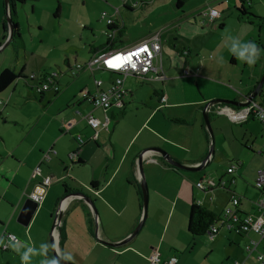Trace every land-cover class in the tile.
<instances>
[{"label":"crops","instance_id":"obj_1","mask_svg":"<svg viewBox=\"0 0 264 264\" xmlns=\"http://www.w3.org/2000/svg\"><path fill=\"white\" fill-rule=\"evenodd\" d=\"M123 1L124 4L129 5L126 0ZM206 1H208L211 8H215L220 12V17L211 18L208 15L205 16L210 19V28L215 29L219 21H221L220 30L221 32L224 31L225 23L227 22V16H224V14L233 15V12L229 13L227 10H230L231 2L234 3V6H237L236 0H227L226 4L223 0ZM139 3L142 6H149V2L143 0ZM23 4L15 3L12 11L18 24L17 30L20 38L22 35L20 23L22 19L19 8L22 9ZM238 7H235V10ZM133 9H137V7ZM133 9L129 8L128 12L116 9V12L121 17L120 22L115 20V18L106 17L105 13V19L115 21L114 25H110V28L116 30L113 31L115 34V46L108 50L126 46L123 45L124 39H121L123 36L118 33H120V30L125 29L126 31L128 29L122 18L123 16L126 18L130 17L129 13L134 11ZM3 11L5 14L4 2ZM4 16L6 20V15ZM194 22V25H196L197 20ZM238 23V28L245 29L243 35L239 34L240 40L242 42L254 41L256 36L254 26L250 27L241 24L240 21ZM160 28L162 27L152 25L144 33L130 35L128 46H133V44L145 40L153 33H159L161 37V66L165 74H163L165 76L163 80H148L147 82L152 83V85L140 89L135 83L129 81V77H135H126L124 83L128 95L123 99V105L121 107L113 106L108 110L95 108L87 100L77 97L84 90V87H80L77 93L67 95V91L54 99V102H62V107L58 111V114L61 115L60 119L55 122L56 129L60 126L59 130L63 133L58 135L55 129V134L49 135L48 131V150L53 147L56 150V155L52 156L50 163H48V175L46 172V176L52 177L53 182L48 187V194H46V198L43 201L47 204L46 208L43 207L42 203L39 212H37V208V213L35 212L28 226H23L17 221L23 204V198L20 196L22 192L25 194L27 189L31 192L37 182L28 179L22 172L25 167L30 168L29 173L34 172L36 166L40 164L42 153L46 151L44 148H47V146L37 143L39 148L30 147L25 154L20 152L19 147L10 148L6 151L4 159L11 157L15 161L16 166L12 173L7 172L4 177L5 189L0 196L3 200V202L2 200L0 201V243H2L0 244V264H29V259L31 258L33 259V264H36V261L44 262V259H51L49 257L50 247L48 250V246L52 227L49 229L51 223L49 219L52 220L53 224V219L57 215H54V212L60 206V202L57 201L58 199L59 201L62 200V198H59L61 188L57 187L60 183H62L63 188L66 184L69 190L72 188L85 192L87 196L91 195L90 197L93 199V204L98 214L96 224L92 217L91 205L84 199L81 200V198L71 196L66 202H63L64 210L61 212L63 222L61 230L58 232L56 250L61 257L71 264H103L102 260L98 262L91 260V256L95 252H98L101 258L108 252L113 255H128L127 258L129 257V259L132 256H137L138 261L144 260L149 263L148 261L155 251L159 254V264H164L173 259L175 260L174 264H181L189 249L191 247L193 249V239L185 236L188 233L189 209L187 202H181L180 205L179 202H164L162 209L163 220L153 226L155 223L153 217L157 206L156 202H152L151 188L155 192L158 189V185H160V189H166L164 195L170 196L172 191H175L174 186L179 175L183 172H189L174 168L159 151L154 150L145 153L142 158L144 179L146 184L148 183L147 188L149 186V212H147L148 214L146 213L148 216L146 215L140 231L127 244L119 247L106 246L101 243V240L118 242L125 239L135 230L142 219L143 197L140 190L141 177L138 156L148 148H159L166 152L171 159L183 165L198 166L201 164L207 157L210 147L209 136L203 118V110L206 103L217 99L238 100L241 95L248 97L257 86L264 71V57L262 52H260V58L254 65L249 66L246 62L238 60L230 52L228 46L231 44L230 38L229 42L222 41L224 37L221 36L216 44L206 43L205 39L219 32V30H216L211 34L207 29L206 33H204V49H211L214 51L215 56L206 58L203 65H199L198 60H196V62L190 63L191 66L186 65L184 68L188 71H193L194 74L198 72L202 75L195 80L198 86V94L195 89L187 87L189 82L194 79L181 76L178 72V63L174 61L165 63V55L171 53V48L169 43H163V38H168L173 36V34L171 35V32L168 31L163 36V32L168 29L163 28L160 30ZM7 29V32H4L3 28V41L6 36H11L8 26ZM118 35L120 36L119 38ZM199 35H201L200 30L197 36ZM257 45L259 46L258 43ZM174 48H177V45ZM183 54L189 58L193 54H195L196 58L200 55L196 47L193 49L184 48ZM184 62L187 63V61ZM68 66L70 70L73 68L70 63H68ZM91 72L94 81H101L99 87H97L96 83L95 85L94 83H84L87 85L85 87L86 90L92 94L99 90H106L115 77V75L104 70L98 69ZM97 73L101 75L97 77L98 79L95 78ZM232 88L238 90V92L235 93ZM221 105H223L222 107L220 106L221 108L227 107L229 112L237 109V107L232 105ZM89 113L100 122L101 126L99 128L94 129L87 123L85 116ZM220 116H225L230 122L225 120L228 124L235 123L232 131L233 133L235 132L234 137L240 142L243 150L240 151L238 147V151L229 157L230 165L227 170L236 165L233 173L229 174L226 171L228 175L232 176H226L227 179H224L220 175L217 177V173H214L211 177L214 184H216L217 180L218 182L221 180L225 188L217 189L213 186L209 191L203 190L204 193L210 192V200L207 194H204L205 196L197 195L198 200H200L197 203L221 215L224 207L229 205L232 195L237 194L242 196L241 211L245 215L256 217L258 211L255 201L260 196V191L255 188L254 184L258 170H264V157L262 155L264 143L263 125L252 116L242 122H234L230 120L228 115L215 113L211 117L209 116V120L211 126L214 124L212 129L214 128L216 132L221 131L220 124L214 123ZM107 118H109L108 128H104L103 124ZM76 135L83 138V145L78 144ZM37 141L38 139H35V142ZM214 149L215 151L210 161L203 165L200 170L192 171L198 172L195 179H199L204 174V169L210 163L215 160H225L223 157L217 158L218 152L216 151L215 138ZM75 157L77 161L72 164L71 159ZM231 161H235L236 164H232ZM69 163L71 167H69ZM39 166L42 167V164ZM42 173L44 172L42 171ZM68 180H70V184H68ZM231 188H234L235 191ZM176 191L178 194L179 189ZM161 199L163 200L165 197L161 196ZM193 202L196 201L192 199L191 205ZM45 211L49 216L48 222L39 221L40 213ZM147 218V222L150 221V225L147 226V228H150V232L152 226L155 228L151 239L141 236L145 227L144 224L146 225L147 223ZM74 223H76L75 228H73ZM227 229L229 230L228 227ZM32 232H34V236ZM220 232L219 230L215 236L209 237L210 251H213L218 242L225 240L224 236L220 238ZM231 232L232 230L228 231V233ZM7 234L16 236L17 240L9 239ZM237 235L243 237L240 238ZM237 235L235 238L232 237V240L229 237L227 238H229L230 242L240 240L243 245L255 242L254 255L256 256H251L253 252L250 255L246 254L245 258H236V260H242L245 264H262L264 254L259 252V250L264 249V240H261L259 236L252 232L245 235ZM60 237L61 239L59 240ZM202 238H198L196 241ZM4 239L9 240L6 245H3ZM196 241L193 242L194 245ZM35 242H39L41 246L32 245ZM60 243H62L61 247H59ZM29 249H32L29 252V259L26 262L22 261L21 257ZM69 256L71 259L66 258ZM134 257L130 261H133ZM253 257H255L256 261L252 259Z\"/></svg>","mask_w":264,"mask_h":264},{"label":"rangeland","instance_id":"obj_2","mask_svg":"<svg viewBox=\"0 0 264 264\" xmlns=\"http://www.w3.org/2000/svg\"><path fill=\"white\" fill-rule=\"evenodd\" d=\"M143 1L149 2V6H142L139 3L141 0H126V3L129 4H126L128 8L133 9L137 7V9H133L134 11L129 13L130 17L126 18L123 16L122 18L128 28L122 33V35H120L123 36L121 39H124L123 45L126 46H119L118 48L122 49L130 47L128 46L130 42L128 38L130 35L144 33V31L152 25L161 26L162 28H160V30L163 28L168 29L163 32V36H165L168 31H170L173 36L163 38V43H169L171 48V53L165 55V63L168 61L178 63L179 74L183 77H188V79H194L189 82V85H187V87L191 89L198 90L195 80L202 75L198 72L194 74L193 71L184 69L186 65L191 66L190 63H194L196 60H198L199 65H203L206 58L215 56L214 51L211 49H204V33H206L207 29L211 34H213L214 31L219 30L214 36L205 39L206 43L209 42L210 44H216L221 36L224 37L222 41L229 42L230 36L239 37V34L243 35L245 29L238 28L239 21L241 24L250 27L254 26L256 32L254 42L259 44V48L264 57V0H250V4L248 2L244 3L245 7L255 17H243L244 19L242 20L239 19L241 16L238 10H235V7L241 4L240 0H236L237 6H234V3L231 2V6L229 7L230 10H227V12H233V15L228 16V13L224 14V16H227L225 29L229 30L230 34L228 35H225V30L221 32V21H219V24L215 29L210 28V19L204 16V13L211 8L206 0H183L181 8L177 6V0ZM3 2L4 0H0L1 44H3V42L5 43L9 38V36H7V39L4 41L2 39V21L5 20ZM223 2L226 4L227 0H223ZM124 5L123 0H26L23 4V8H19L22 19L20 22L22 34L20 38L21 40L17 39L13 42H9V44L0 52V72L9 68L17 75H20L12 85L0 94V196L5 189L4 177L7 172L12 173L16 166L15 161L11 159V157L4 159L6 151L10 148L13 149L19 147L20 152L25 154L30 147L39 148L38 144L46 145L47 148H44V150H48V131L49 135L55 134V121H59L61 116L58 114V111L62 107V102H54V99L67 91V95L77 93V90H79L80 87H84L83 91H85V87H87V85L84 84L85 82H88V84L94 83L95 85L91 70H81L77 74H72L68 63H70L73 68L77 64L85 65L93 57L89 52L92 46L97 48L98 46L106 45L108 42V34H110V32L107 28V19H102V15L106 13V17L115 18V20L120 22L121 17L120 14L116 12V9H120V11L126 10ZM168 18L170 19L168 20ZM195 20H197L196 25H194ZM250 21L253 23L251 24ZM6 23L9 28L8 21ZM199 30L201 31V35L197 36ZM120 36L118 35V38ZM239 39L241 38L239 37ZM175 45H177V48H174ZM195 47L200 53L197 58L195 54H193L191 58L183 54L184 48L193 49ZM184 61H187V63ZM186 72H189V74L185 75ZM100 73L95 75L96 79L101 76L99 75ZM32 76L35 77V80H30ZM45 78L47 82H49L51 78L54 82L59 83L60 91L58 94H55L53 91H47L44 94H40L36 88H33L34 86H37L38 83L45 81ZM129 81L135 83L140 89L152 85V83L132 77H129ZM232 89L235 93L238 92V90L234 88ZM197 93L199 94L198 91ZM82 94L79 93L77 97L81 98ZM225 120H227L225 116H220L214 121V123L220 124L222 132H216L214 128L212 129L214 130L212 134L213 139L215 138L216 140V151L218 152L217 158L223 157L225 160H215L213 163H210L209 166L204 169V174L200 176L199 179H195L198 172L189 171L181 173L174 186L175 191H172L170 196L164 195L166 189H160V185H158V189L155 192L151 188L150 193L151 198L153 199L152 202H156L157 206L156 213L153 217V220L155 221L153 226L163 220L162 209L164 202H179V205L181 202H187V207L190 212L192 199L196 202L200 201L198 200L197 195L205 196L204 194H207L209 195L208 199L210 200V192L204 193L203 190L201 191V189H197L196 184L198 181L203 183L212 181L211 177L214 173H217V177L220 175L224 179L226 176H232L228 175L226 172L227 167L230 165L229 157L231 154L238 151V147L240 148V151L243 149H241L240 142L234 137L235 132L233 133L232 131L233 124L235 123L228 124ZM211 127H214V124ZM59 128L56 129V134L62 135L63 132H61ZM210 137L211 136H209V142L211 144L212 138ZM35 139H38V141L35 142ZM209 146L211 147V145ZM71 161L76 162L77 158L75 157L74 159H71ZM48 163L50 162L42 164L41 170L44 172L43 176H46V172L48 175ZM231 163L236 164L235 161H231ZM69 165V167H71L70 163ZM29 171L30 168L25 167L22 173L28 179L34 180V182L38 183L41 177L32 179L33 171L31 173H29ZM67 182L70 184V180ZM228 185L231 186L230 183H228ZM57 187L61 188V194L59 196L61 199L65 195V190L62 187V183ZM177 189H179L178 194L176 191ZM231 189L234 190V188ZM69 191L86 195L85 192L74 190L72 188H70ZM29 192L30 190L27 189L25 194L28 195ZM23 193L24 192H22L20 197L23 198L24 202L27 197H25ZM46 194H48V188ZM90 196L91 195L88 197ZM161 196L165 197V199L162 200ZM1 200L2 199L0 198V201ZM57 202H59V199ZM42 205L46 208L47 204L43 202ZM39 209L37 212H39ZM147 212H149V205ZM57 213L58 210L54 212V215ZM40 214L41 216L38 220L48 222V213L45 211ZM49 220L51 222L49 226L50 229V227H52V220ZM147 221L148 218L146 219V222ZM149 222H147L146 225L144 224L145 227L141 236L151 239V237H153L152 235H154L155 228L152 226L150 232V228H147V226L150 225ZM217 226L221 231L220 238L224 236L225 240L223 242H218L213 251L209 250L210 242L209 236L207 235L202 236L203 238L196 241L195 245L192 241L193 249L192 247L189 249L181 264H229V262L235 261L236 258L241 259L246 257V253L244 252L245 244L243 245V242L240 240L235 242H230L229 240V238L231 240L232 237L235 238L237 234L235 235V233H233L234 231L228 233L229 230L227 227H222L220 225ZM75 227L76 223L73 225V228ZM186 234V237H189L190 239L192 238L189 233ZM32 235L34 236V232H32ZM237 236L240 238L243 237L240 235ZM60 239L61 237L59 240ZM7 242H9V240L4 239L3 245H6ZM32 245L41 246L39 242H35ZM61 245L62 243H60L59 247H61ZM49 247V257L51 258L49 260H53L55 258L53 257L51 242L48 246V250ZM259 252L264 254V249L259 250ZM254 254L255 252L251 256H256ZM127 256L128 255H113L112 253L109 254L107 252L104 254V257L101 258L99 253L95 252L92 254L91 260L97 262L102 260L103 264H151L150 259L148 261L149 263H147L144 260L138 261L137 256L134 257L131 255L132 257H130V259L129 257L127 258ZM133 257L134 260L130 261ZM252 259L255 260V257ZM49 260L44 259V262ZM240 261L242 262V260ZM44 262L36 261V264H43ZM29 264H33L32 258L29 259Z\"/></svg>","mask_w":264,"mask_h":264},{"label":"built area","instance_id":"obj_3","mask_svg":"<svg viewBox=\"0 0 264 264\" xmlns=\"http://www.w3.org/2000/svg\"><path fill=\"white\" fill-rule=\"evenodd\" d=\"M210 16L211 18H216L220 16V13L217 9L210 8L207 12L204 13V16ZM105 17V14H103ZM108 24H113L112 19L107 20ZM142 49H147V51H142ZM161 37L159 33H153L148 38L142 42L128 48L117 49L108 52H103L97 54L93 57L91 61L87 63V67L96 66L102 68L111 73L118 74L114 82L111 83L107 91H102L97 95H91L90 101L92 102L95 108H102L104 110L109 109L112 106H122L123 99L127 96V91L124 86V79L126 76H134L139 79L153 80L160 79L163 80L165 76L163 75V69L161 66ZM118 58V59H117ZM130 58V59H129ZM112 63L109 64L108 62ZM132 65H135L133 67ZM77 69H84V66L77 65ZM189 72H186L185 75H188ZM99 85L100 83L97 82ZM47 85L44 86L46 88ZM262 95L264 98V87L261 89ZM247 101L245 98L244 102ZM227 107H219L217 112L219 114L228 115L230 120L234 122H240L244 120L248 114L254 113L255 116L264 126V103L263 105L259 104L254 99L249 101L246 107H243L239 110L228 111ZM87 122L92 128H97L101 126L100 122L95 119L91 114L87 115ZM109 119L105 120L103 124L104 128H108ZM77 141L80 145L84 143V140L81 136L77 137ZM263 155H264V145H263ZM56 154L55 150H49L42 154L41 163L49 162L53 155ZM232 171V168L228 170ZM33 178L41 177L40 182L35 186L34 190L27 196L29 199L34 201L37 204H41L45 198L46 188L52 182V179L49 177L42 176V170L40 166H37L32 175ZM197 188H200L204 191L211 190V187L215 186L212 181L208 182H198L196 184ZM255 186L262 190L264 189V170L258 171L257 179L255 181ZM233 206L238 204V200L233 198ZM255 206L257 207L258 215L256 217L246 216L242 222L239 223L240 231H250L258 234L261 240H264V198H260L255 201ZM225 216L231 218L235 223L238 222V217L234 213L231 206L227 207L225 210ZM61 220L56 222V227L54 232L57 231V226L61 227ZM228 228L233 227L231 222L227 224ZM218 233V227L212 226L209 231V237H213ZM9 239L16 240V237L9 235ZM252 245L256 246L255 242H252ZM245 250H251L250 246H246ZM151 264H159V254L155 251L151 257ZM175 260H170L164 264H174ZM264 263V262H263ZM231 264H242L234 262Z\"/></svg>","mask_w":264,"mask_h":264},{"label":"trees","instance_id":"obj_4","mask_svg":"<svg viewBox=\"0 0 264 264\" xmlns=\"http://www.w3.org/2000/svg\"><path fill=\"white\" fill-rule=\"evenodd\" d=\"M10 1V3H11V5H10V9H11V26H12V32H11V39H10V42H13V41H15V40H17V39H20V34H19V32H18V30H17V28H18V24H17V22L15 21V16H14V13L12 12L13 10H14V4L15 3H25L26 2V0H9ZM240 2H241V4L239 5V7L237 8V10H238V12H239V14H240V19L242 20V19H244L243 17H250V16H253V17H255L246 7H245V5H244V3H246V2H248L249 4H250V0H240ZM14 3V4H13ZM182 3H183V0H177V2H176V4H177V6L178 7H180L181 8V6H182ZM124 8L126 9L125 11L126 12H128L129 11V8L126 6V4L124 5ZM115 22V21H114ZM250 23L252 24L253 22H251L250 21ZM115 24V23H114ZM111 26H108L107 28H108V30L110 31V34H108V42L106 43V45L104 44L103 46H98L97 48H95V46H92L91 48H90V50H89V52H90V55H92L93 57L94 56H96L97 54H99V53H101V52H104V51H107L109 48H113V46H115V43H114V41H115V38L112 36V32L113 31H116V30H114L113 28L111 29L110 28ZM3 28H4V32H7V23H6V20H4V22H3ZM125 31V29H123L122 31L120 30L119 32L120 33H118L119 35H122V33ZM5 39H7V36L5 37ZM4 39V40H5ZM21 40V39H20ZM17 43L19 44V42L17 41ZM18 46V45H17ZM93 57H92V59H93ZM91 59V60H92ZM90 60V61H91ZM77 65H81V64H77ZM77 65L74 67V68H72L71 69V71H72V74H77L79 71H81V70H91V71H93V70H96V69H99V70H104V69H102V68H98V67H96V66H92V67H90V68H88L87 67V64H85V65H81V66H84V69H77ZM104 71H106V72H109V71H107V70H104ZM264 72V71H263ZM110 74H113V75H115V77L113 78V80L110 82V84H109V87H110V85H111V83L112 82H114V80L118 77L119 78V75H117V74H114V73H111V72H109ZM263 74V73H262ZM262 76V75H261ZM20 77V75H17L16 73H14L13 72V70H11V69H9V68H6V69H4V70H2V72H0V94L2 93V92H4V90H6L10 85H12L18 78ZM30 80H35V77L34 76H32L31 78H30ZM97 82H99L100 84L98 85L97 84ZM124 82H125V79H124ZM95 83H96V85H97V87H99L100 85H101V81H95ZM45 85H47L46 86V88H44V86ZM108 87V88H109ZM264 87V84H263V86H262V88ZM33 88H36L37 90H38V92L40 93V94H44L45 92H47V91H53L54 93H58L59 91H60V88H59V83L58 82H54V80L53 79H51L50 78V80H49V82H47L46 81V78H45V81H43V82H40V83H38L37 84V86H34ZM107 88V89H108ZM261 88V89H262ZM107 89L106 90H99V91H97L96 93H94V94H92L91 92H89L88 90H86L85 89V91H82L81 92V94H82V98L83 99H85V100H87L88 102H90L91 104H92V102L90 101V96L91 95H97V94H99V93H101L102 91H107ZM241 98L240 99H238V100H236V101H240V102H244V100H245V98H247V96H240ZM255 101H257L259 104H261V105H263V103H264V98H263V95H262V90H260V93L258 94V97L257 98H255L254 99ZM93 105V104H92ZM222 107L223 105H221V104H219V105H216V106H214V107H212V109L209 111V116L211 117V115H213V114H219L218 112H217V110H218V108L219 107ZM94 107V106H93ZM113 107V106H112ZM102 109V108H101ZM239 109H241V108H237L236 110H239ZM254 117V118H256L257 120H259L256 116H255V114L254 113H250V114H248V116L244 119V120H247V119H249V117ZM85 119H86V121H87V115L85 116ZM243 121V120H242ZM242 121H240V122H242ZM88 123V122H87ZM262 124V123H261ZM100 127V126H99ZM99 127H97V128H99ZM263 128H264V126H263ZM94 129H96V128H94ZM209 136V135H208ZM263 145H264V143H263ZM262 149H263V146H262ZM49 150H55L53 147L52 148H50ZM48 150V151H49ZM56 151V150H55ZM46 152V151H45ZM45 152H43V153H45ZM56 155V154H55ZM262 155H263V150H262ZM263 157H264V155H263ZM40 164H41V161H40ZM39 164V165H40ZM72 164H73V162H72ZM38 165V166H39ZM236 166V165H235ZM235 166H232V167H230V168H232V171L231 172H229L228 170L230 169H228L227 171H228V173L230 174V173H233L234 172V168H235ZM37 167V166H36ZM258 171H260V170H258ZM257 174H258V172H257ZM257 174H256V179H257ZM256 179H255V181H256ZM216 184H215V188H225L224 187V184L222 183V181L220 180V182H218V181H216L215 182ZM254 186H255V184H254ZM255 188L258 190V191H260V196L256 199V201L257 200H259L260 198H264V189H262V190H259L256 186H255ZM64 189H65V192H64V194L66 195V194H69L71 191H69V189H68V186L65 184L64 185ZM233 198H236L237 200H238V204L237 205H235V206H233V204H232V201H233ZM241 201H242V196H240V195H237V194H234V195H232V197H231V199H230V201H229V205L228 206H226V207H224V209H223V212H222V214L221 215H218L215 211H213V210H211V209H208V208H205V207H202V206H200V204L199 203H197V202H193L192 203V205H191V207H190V212H189V216H188V222H187V231H188V233L191 235V237H192V239H193V242L194 241H196V239H198V238H200V237H202V236H204V235H207V236H209V231H210V228L212 227V226H217V225H220V226H222V227H227V224H228V222H231V224H232V226L233 227H231V228H229V230H232V231H234L235 233H237V234H242V235H245V234H248V233H251L250 231H240V229H239V223L240 222H242V220L246 217V216H251V215H245L242 211H241V208H240V206H241ZM229 206H231L232 208H233V211H234V213L237 215V217H238V222H233L232 220H231V218H227L226 216H225V210L227 209V207H229ZM218 227V226H217ZM219 227H218V232H219ZM252 233H254V232H252ZM254 234H256V233H254ZM257 236H259L258 234H256ZM259 238H260V236H259ZM261 239V238H260ZM246 246H250V248H251V250H245L246 249ZM256 249V246H254V245H252V242L250 243V244H248V245H245L244 246V251L246 252V254H248V255H250L251 253H253L254 252V250ZM234 262H238V263H242V264H245V262L244 261H239V260H235V261H232V262H229V264H231V263H234ZM263 262H264V260H263ZM167 263V262H166ZM264 264V263H263Z\"/></svg>","mask_w":264,"mask_h":264},{"label":"water","instance_id":"obj_5","mask_svg":"<svg viewBox=\"0 0 264 264\" xmlns=\"http://www.w3.org/2000/svg\"><path fill=\"white\" fill-rule=\"evenodd\" d=\"M4 8L6 11V13H5L6 20L9 23V30L11 33L12 27H11V12H10L9 0H4ZM10 39H11V36L9 35L8 40L0 46V52L2 51V49H4L9 44ZM263 84H264V72H263L257 86L253 90V92L247 97L246 102H240V101H236V100H227V99H217V100H212V101L206 103L204 110H203V118H204V123L206 125V129L209 133L208 135L211 136L210 138H212V143L210 144L211 147L209 149L207 157L198 166L183 165L180 162H177V161L171 159L166 152H164L163 150H161L159 148H148L145 151H143L138 156L139 171H140V177H141L140 187L142 190V197H143V213H142L143 216H142V219L140 220V222H139L138 226L135 228V230L129 236H127L125 239L118 241V242H107V241L101 240V243L105 244L106 246L112 247V248L125 245V244H127V242H129V240H131L140 231V229L142 227V224H143V222L146 218V215H147L146 213H147V209H148V198H149L148 188H147V184H146V181L144 179V173L142 170V158L145 155V153H147L149 151H153V150L159 151L162 154V156L166 159V161L171 166H173L174 168H176L178 170L191 171V172L200 170L203 165H206V163H208L210 161L211 157L214 154V139H213V135H212L213 130H212V127L210 126L209 111L212 109V107L219 105V104L232 105V106H235L237 108L246 107L248 105L249 101L255 99L258 96ZM70 195L77 196L81 199H84L86 202H88L91 205L92 215H93L95 223L97 222V218H98L97 210H96V208L93 204V201L91 200L90 197H88L82 193H71V194H66V195H64V197H62V200L60 202V206L58 208V213L53 219V224H52V228H51V232H50V242H51V249H52L53 257L61 264H71V263L66 261L63 257H61L56 250L57 245H58V235L57 234H58V232H60V228H59V226H57L56 232H54V228L56 227V222L61 220V218H62V215H61V212H63L62 202H65L69 198ZM37 208H38L37 203L26 198L22 204V207H21V210L19 212L17 221L20 224H22L23 226H28L31 219L33 218ZM56 237H57V239H56Z\"/></svg>","mask_w":264,"mask_h":264},{"label":"clouds","instance_id":"obj_6","mask_svg":"<svg viewBox=\"0 0 264 264\" xmlns=\"http://www.w3.org/2000/svg\"><path fill=\"white\" fill-rule=\"evenodd\" d=\"M215 9V8H214ZM219 11V10H218ZM220 13V12H219ZM105 14V13H104ZM220 17V16H219ZM102 19H105V17H103V15H102ZM107 19V18H106ZM108 20V19H107ZM114 20H113V24H108V22H107V24H108V26H112V25H114ZM10 31V30H9ZM228 34H230V32H229V30L228 29H225V35H228ZM112 36L113 37H115V34H114V32L112 33ZM230 39H231V44L230 45H228L229 46V50H230V52L238 59V60H241V61H244V62H246L249 66H251V65H254L255 63H256V61L260 58V52H261V49L259 48V46L257 45V43L256 42H254V41H250V42H242L240 39H239V37H234V36H230ZM143 41V40H142ZM141 41V42H142ZM138 43H140V42H138ZM137 43V44H138ZM134 45H136V44H134ZM133 45V46H134ZM130 47H132V46H130ZM128 48V47H127ZM117 49H119V48H116V49H111V50H107V51H104V52H108V51H112V50H117ZM122 49H124V48H122ZM101 53H103V52H101ZM100 54V53H99ZM162 55V54H161ZM163 74H164V72H163ZM118 75V74H117ZM165 75V74H164ZM129 76H131V75H129ZM126 77H128V76H126ZM125 77V78H126ZM134 77V76H133ZM135 78H137V77H135ZM137 79H139V78H137ZM140 80H143V81H148V80H145V79H140ZM124 86H125V83H124ZM127 95H128V93H127ZM123 105V104H122ZM118 107V106H117ZM121 107V106H120ZM110 108H112V107H110ZM109 108V109H110ZM104 110V109H103ZM108 110V109H107ZM90 114V113H89ZM89 114H87V115H89ZM92 115V114H91ZM93 116V115H92ZM109 119V118H108ZM78 137V136H77ZM77 137H76V140H77ZM78 142V141H77ZM79 144V143H78ZM84 144V143H83ZM82 144V145H83ZM80 145V144H79ZM47 152V151H46ZM43 154V153H42ZM54 156V155H53ZM72 162V161H71ZM41 164H43V163H41ZM41 168V167H40ZM42 176H43V173H42ZM43 177H48V176H43ZM37 178V177H36ZM49 178H51L52 179V182H53V178L52 177H49ZM32 179H33V177H32ZM41 179V178H40ZM39 182H40V180H39ZM38 182V183H39ZM51 182V183H52ZM38 183H36V185L38 184ZM51 183H50V185H51ZM49 185V186H50ZM49 186H47V188L49 187ZM35 188V187H34ZM47 188H46V193H47ZM34 190V189H33ZM32 190V191H33ZM31 191V192H32ZM31 192H29V194L31 193ZM72 192H70L69 194H71ZM28 194V195H29ZM25 195V197H27L28 195H26V194H24ZM45 196H46V194H45ZM71 196H74V195H70L69 196V198L71 197ZM75 197H77V196H75ZM68 198V199H69ZM77 198H79V197H77ZM27 199H29L28 197H27ZM67 199V200H68ZM31 200V199H30ZM66 200V201H67ZM82 200V199H81ZM32 201V200H31ZM44 201V200H43ZM65 201V202H66ZM34 202V201H33ZM59 202H61V201H59ZM43 203V202H42ZM41 203V204H42ZM41 204H37L38 205V209H39V207L41 206ZM62 206H64V203L62 202ZM63 210H64V208H63ZM92 217H93V215H92ZM61 222H62V218H61ZM61 227H62V224H61ZM60 227V228H61ZM61 230V229H60ZM58 236H59V233L57 234ZM7 236L9 237V234H7ZM14 236V235H13ZM16 240H17V238H16ZM0 244H2V243H0ZM32 251V249H29L28 250V252H25L24 253V255L21 257V259H22V261H27L28 259H29V252H31ZM67 259H71V257L69 256V257H66ZM44 264H59V262L57 261V260H55V259H53V260H51V261H45L44 262Z\"/></svg>","mask_w":264,"mask_h":264},{"label":"snow or ice","instance_id":"obj_7","mask_svg":"<svg viewBox=\"0 0 264 264\" xmlns=\"http://www.w3.org/2000/svg\"><path fill=\"white\" fill-rule=\"evenodd\" d=\"M142 51H147V49H142ZM118 59V58H117ZM130 59V58H129ZM109 64H111L112 62L111 61H109L108 62ZM133 67H135V65H132Z\"/></svg>","mask_w":264,"mask_h":264}]
</instances>
